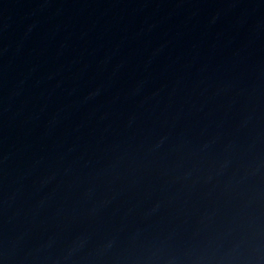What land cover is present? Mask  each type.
<instances>
[{"label":"water","instance_id":"obj_1","mask_svg":"<svg viewBox=\"0 0 264 264\" xmlns=\"http://www.w3.org/2000/svg\"><path fill=\"white\" fill-rule=\"evenodd\" d=\"M61 264H264V0H90Z\"/></svg>","mask_w":264,"mask_h":264}]
</instances>
